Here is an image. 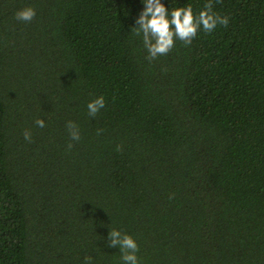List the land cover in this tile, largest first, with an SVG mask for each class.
<instances>
[{"label":"trees","instance_id":"obj_1","mask_svg":"<svg viewBox=\"0 0 264 264\" xmlns=\"http://www.w3.org/2000/svg\"><path fill=\"white\" fill-rule=\"evenodd\" d=\"M212 3L150 62L142 0H0V264H123L111 228L139 264H264V0Z\"/></svg>","mask_w":264,"mask_h":264},{"label":"clouds","instance_id":"obj_2","mask_svg":"<svg viewBox=\"0 0 264 264\" xmlns=\"http://www.w3.org/2000/svg\"><path fill=\"white\" fill-rule=\"evenodd\" d=\"M145 7L138 16L133 27L135 35L142 36V42L147 50V59L151 62L159 56L168 54L175 46L176 40L190 45L197 36L198 31L211 33L218 25L227 27L229 17L221 16L213 11L212 0H207L203 9L194 14L190 4L183 7L167 8L161 0H142ZM36 16L35 9L26 7L18 10L15 18L18 21L31 22ZM105 107L103 96L97 97L87 104L88 115L95 117ZM36 125L45 127L43 119H37ZM66 128L72 141L80 140V132L75 122H66ZM102 129L97 130L100 134ZM24 139L31 141L30 131L24 132ZM73 145L69 143L70 149ZM119 148V146H118ZM108 246L119 247L123 264H139L137 252L139 247L135 239L129 234H122L121 231L111 228L108 234ZM92 257H85V264H91Z\"/></svg>","mask_w":264,"mask_h":264}]
</instances>
